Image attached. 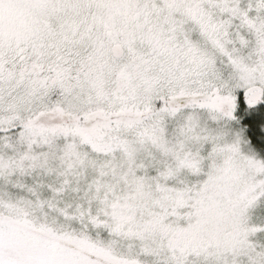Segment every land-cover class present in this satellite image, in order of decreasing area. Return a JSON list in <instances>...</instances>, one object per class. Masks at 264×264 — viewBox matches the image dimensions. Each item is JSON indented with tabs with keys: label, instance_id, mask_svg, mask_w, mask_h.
Wrapping results in <instances>:
<instances>
[{
	"label": "snow or ice",
	"instance_id": "obj_1",
	"mask_svg": "<svg viewBox=\"0 0 264 264\" xmlns=\"http://www.w3.org/2000/svg\"><path fill=\"white\" fill-rule=\"evenodd\" d=\"M0 264H264V0H0Z\"/></svg>",
	"mask_w": 264,
	"mask_h": 264
}]
</instances>
